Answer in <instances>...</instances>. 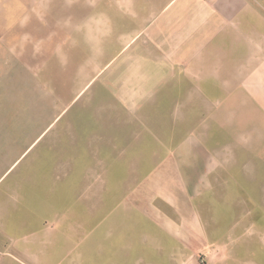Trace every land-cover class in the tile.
<instances>
[{
    "label": "crops",
    "instance_id": "1",
    "mask_svg": "<svg viewBox=\"0 0 264 264\" xmlns=\"http://www.w3.org/2000/svg\"><path fill=\"white\" fill-rule=\"evenodd\" d=\"M73 3L67 30L60 35L67 39L55 48L53 62L64 78L72 79L68 84L77 86L68 99L69 118L75 124L64 131L69 133L63 137L66 143L57 140V148H101L106 159L102 164L119 166L144 150L147 160L138 163L156 164V152L151 150L157 148L159 133L205 132L206 118L212 116L215 149L241 154L227 163L221 153L220 157L214 153L215 175L221 178L224 165H229L231 178L230 168L237 165L254 181L252 155L260 148L256 152L263 157L259 163L264 181V0ZM222 134L228 140L218 141ZM185 143L170 148H183ZM72 154L58 157L59 164H75ZM4 155L0 165L6 161ZM138 156L143 157L142 152ZM22 173L12 182H0V264H136L138 260L157 264V249L136 245L161 242L123 235V220L111 221L110 213L116 212L104 199L108 190L101 223L85 221L79 228L77 215H72L77 205L65 211L57 206L63 196L55 183L60 175L45 182L50 197L49 188L42 193L31 188L38 179L29 170ZM107 174L109 180V170ZM45 175L41 177L47 180ZM68 193L76 201V191ZM234 194L239 195L231 185L228 195ZM115 195L124 196L120 190ZM232 202L229 208H215L213 229L215 240H220L215 242L229 244V238L237 235L263 236L264 206L255 210L247 201L236 206ZM124 206L118 205V214ZM255 211L259 223L252 220ZM147 249L150 256L144 257ZM180 254L179 260L190 261L189 255ZM164 255L162 260L174 261L175 253Z\"/></svg>",
    "mask_w": 264,
    "mask_h": 264
},
{
    "label": "rangeland",
    "instance_id": "2",
    "mask_svg": "<svg viewBox=\"0 0 264 264\" xmlns=\"http://www.w3.org/2000/svg\"><path fill=\"white\" fill-rule=\"evenodd\" d=\"M73 2L0 0V156L3 153L6 156L0 165V177L3 175L0 182H12L29 170L32 178L38 179L31 188L41 193L49 188L51 197L46 183L50 176L60 175L61 180L55 179V183L63 196L57 206L65 211L67 206L76 204L72 215H77L79 228L85 221L101 223L103 196L108 190L110 195L104 199L108 200L110 210L116 212L110 213L111 221L123 220V235L140 237L143 242L151 239L161 242L136 245L157 249V264H264V235L242 239L237 235L229 238V244L215 242L219 240V237L215 240L213 229L215 208L218 211L221 205L229 208L231 200L235 206L247 201L255 210L261 208L264 181L259 163L263 157L256 152L260 148L252 155L256 162L255 176L251 175L254 181L249 174H241L237 165L230 168L233 170L230 178L229 165L223 162L228 163L231 156L237 158L241 154L236 155L229 148L215 149L212 116L206 118L205 132L159 133L157 148L151 150L156 152V164L138 163L147 160L144 150H137L136 156L127 155L126 163L119 166L102 164L106 159L101 148H57V140L61 145L66 143L68 139L63 137L68 138L69 133L64 131L75 124L69 118L68 99L77 86L68 84L72 79L64 78L53 62L55 48L59 49L60 41L67 39L60 35L67 30ZM63 111L67 113L61 118ZM172 138L177 139L172 142ZM217 139L228 140V136L218 135ZM181 143L186 145L170 148ZM201 144L206 148H199ZM71 152L77 163L59 164L58 157L71 156ZM139 152L143 157L138 156ZM214 153L222 155L221 178L214 173ZM43 172L47 180L41 177ZM230 184L237 188L238 196L228 195ZM69 190L76 191V201L68 196ZM119 190L123 197L115 195ZM121 204L125 205L124 211L118 214ZM252 220L259 223V213L255 211ZM256 231L259 230L255 234L260 233ZM239 240L243 243H237ZM148 249L142 254L144 257L150 256ZM164 252L175 253L174 261L162 260ZM180 253L189 255L190 261L179 260ZM136 264H156V261L138 260Z\"/></svg>",
    "mask_w": 264,
    "mask_h": 264
}]
</instances>
